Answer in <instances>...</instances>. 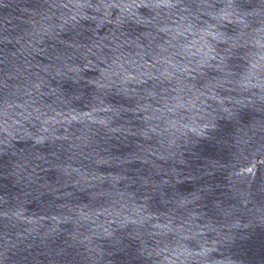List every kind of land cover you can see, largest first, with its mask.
Masks as SVG:
<instances>
[{
	"label": "water",
	"instance_id": "1",
	"mask_svg": "<svg viewBox=\"0 0 264 264\" xmlns=\"http://www.w3.org/2000/svg\"><path fill=\"white\" fill-rule=\"evenodd\" d=\"M0 264H264V0H0Z\"/></svg>",
	"mask_w": 264,
	"mask_h": 264
}]
</instances>
